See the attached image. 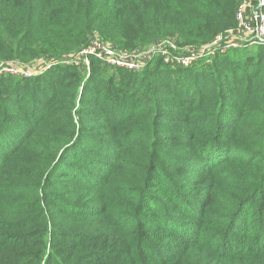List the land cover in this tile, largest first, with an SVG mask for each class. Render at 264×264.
I'll list each match as a JSON object with an SVG mask.
<instances>
[{
	"label": "trees",
	"instance_id": "16d2710c",
	"mask_svg": "<svg viewBox=\"0 0 264 264\" xmlns=\"http://www.w3.org/2000/svg\"><path fill=\"white\" fill-rule=\"evenodd\" d=\"M239 2L0 0V62L92 33L200 47ZM245 53L0 76V264H264V46Z\"/></svg>",
	"mask_w": 264,
	"mask_h": 264
},
{
	"label": "built area",
	"instance_id": "2783aa9c",
	"mask_svg": "<svg viewBox=\"0 0 264 264\" xmlns=\"http://www.w3.org/2000/svg\"><path fill=\"white\" fill-rule=\"evenodd\" d=\"M170 41L153 43L133 50L117 49L97 37L87 38L85 44L71 55L59 59H46V66L37 73L31 74L17 70L15 67L0 62V76L30 78L40 75L55 66H75L89 72V59L93 58L102 65L114 70L141 72L148 62L159 56L164 65L189 68L202 56L224 55L228 51L252 46H264V0H240L235 11V26L217 34L208 44L185 53H170ZM158 46L155 48L152 46ZM174 47V46H173ZM39 60V59H37Z\"/></svg>",
	"mask_w": 264,
	"mask_h": 264
},
{
	"label": "rangeland",
	"instance_id": "374dc122",
	"mask_svg": "<svg viewBox=\"0 0 264 264\" xmlns=\"http://www.w3.org/2000/svg\"><path fill=\"white\" fill-rule=\"evenodd\" d=\"M230 29H232V28H230ZM229 30V29H228ZM216 36V35H215ZM214 36V37H215ZM95 37H97V38H99L100 39V37L96 34V33H92V34H90L89 36H88V41H89V39L91 40L92 38H95ZM213 37V38H214ZM212 40V39H211ZM210 40V41H211ZM164 41H170V42H172L174 45H172L170 48H172V49H168L169 51H170V53H175V54H180V53H185V52H187L188 50H191V49H195L194 47H192V48H184V49H182V50H180L179 49V47L177 46V44H176V42H175V39H173V38H167V39H164V40H162L161 42H164ZM209 41V42H210ZM209 42H207L206 44H208ZM171 43V44H172ZM206 44H203L202 46H204V45H206ZM159 47H160V45H158ZM158 46H152V47H155V48H159ZM174 46V47H173ZM149 47H151V45L149 46ZM178 47V48H177ZM256 47H259V46H252V47H246V48H243V49H235V50H231V51H228L227 53H230V52H234V51H239V50H241V52L242 53H244V52H246L245 54H247V53H249V51L251 50V52H253L254 51V49L256 48ZM116 48V47H115ZM137 48H140L139 46H135V48H133V49H137ZM196 48H198V47H196ZM118 49V48H117ZM133 49H130V50H133ZM120 50V49H119ZM244 51V52H243ZM226 54V53H225ZM220 55H222V54H216V55H213V56H202V58L201 59H199V60H197L196 62H194L193 63V65L192 66H194L195 68H199V69H201V68H206V67H208V66H210L211 64H212V61H213V59L216 57V56H220ZM37 59H39V60H37ZM37 59H34V60H32V61H29V62H20V61H18V60H6V62H4V61H1V63H6L5 65H10V66H13V67H15L17 70H19V71H22V72H27V73H31V74H34V73H37V72H40L45 66H46V57H39V58H37ZM158 59H160V57L159 56H154L149 62L150 63H153V62H155L156 60H158ZM148 62V63H149ZM149 63V64H150ZM148 65V64H147ZM146 65V66H147ZM145 66V67H146ZM144 67V68H145ZM164 67H171V68H181V67H174V66H169V65H165ZM104 69L102 70V76L103 77H109V76H111L112 74H114V73H116L117 71H115L114 69H112V68H109V67H107V66H104L103 67ZM143 68V69H144ZM83 69V68H82ZM142 69V70H143ZM124 71V70H123ZM82 72L85 74L86 72H85V69L84 70H82ZM128 72H131V71H128ZM140 72H136V73H134V74H139Z\"/></svg>",
	"mask_w": 264,
	"mask_h": 264
}]
</instances>
